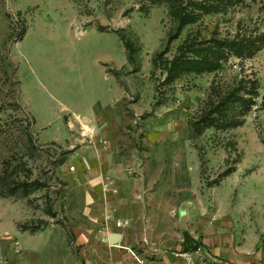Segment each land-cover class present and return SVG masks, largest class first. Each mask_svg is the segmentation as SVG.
<instances>
[{
    "label": "rangeland",
    "instance_id": "374dc122",
    "mask_svg": "<svg viewBox=\"0 0 264 264\" xmlns=\"http://www.w3.org/2000/svg\"><path fill=\"white\" fill-rule=\"evenodd\" d=\"M183 2L212 9L179 30L167 0H0V264L80 259L82 216L114 221L85 224L100 242L264 264V0ZM188 39L216 67L166 71Z\"/></svg>",
    "mask_w": 264,
    "mask_h": 264
},
{
    "label": "crops",
    "instance_id": "0c3cea01",
    "mask_svg": "<svg viewBox=\"0 0 264 264\" xmlns=\"http://www.w3.org/2000/svg\"><path fill=\"white\" fill-rule=\"evenodd\" d=\"M87 219H90L89 221ZM72 222H78L81 223V225L78 227V229H81L83 231V233H85L84 235H80L79 238L82 240V243L79 242L81 244L80 250V254H81V260L78 259V257L74 256L72 254L71 258H67L66 261H64L63 264H137L134 259L132 258V256L125 250L116 247V246H110L108 241L105 240L106 234H110V233H120L119 231H110L108 229L107 233H104V237H102V241L100 242L99 239V233L98 231H94L93 229H87V226L85 225L86 223H94L97 222V224L100 223L99 225V229H103V228H107L109 227V225H112L114 221L107 219L105 222L107 223V225L104 227L103 225L101 226V224H103V219H95L92 220L91 218H86L85 216L79 217V218H74L71 219ZM94 221V222H93ZM75 227V226H74ZM97 228V229H98ZM52 230H57L58 228H56L55 226L50 228ZM49 229V230H50ZM48 230V229H46ZM46 230L44 231H40V232H36V233H31L29 231H18V236L21 237H25L27 235L29 236H37V235H41L43 234ZM74 230H77L74 229ZM101 232V231H100ZM123 235V240L120 243V246H124V247H128L131 248V250H133L134 252H136L137 254H139V256L141 258H144L145 260L151 261L154 264L158 263V262H162L164 264H184V262L182 260H179L177 258L174 257V254L176 250H171L170 251H156V252H151V251H145V245L143 244V242H141L142 244L140 245V248H132L128 245H123L124 243V234L120 233ZM107 235V236H108ZM85 238V240L83 239ZM108 238V237H107ZM70 240L68 239V236L66 235V239H65V243L68 242V252L73 253L72 249H71V244L69 242ZM14 243L16 244V247L18 248L17 253L21 252L20 251V242H18V237L16 238V240L14 241ZM157 255L156 258H152V255Z\"/></svg>",
    "mask_w": 264,
    "mask_h": 264
},
{
    "label": "trees",
    "instance_id": "16d2710c",
    "mask_svg": "<svg viewBox=\"0 0 264 264\" xmlns=\"http://www.w3.org/2000/svg\"><path fill=\"white\" fill-rule=\"evenodd\" d=\"M167 1L169 6V13L176 22L179 30L183 29L187 25L194 24L198 21V14L195 12L197 7H201L205 13H209V11L212 9V6L206 7L202 4L199 5L198 4L194 5L192 3L187 4L184 3L183 0H167ZM230 1H235V0H224L223 5H228ZM189 5H191L194 8L190 9L191 7ZM227 43L231 47H233L232 49L236 53H238V55L240 52H242L243 47L242 46L239 47L237 41H231ZM214 44L215 46H217L219 43L216 41L213 43V45ZM238 48L240 49L237 50ZM220 55H221V51L220 50L216 51L214 46L213 47L203 46V44L198 42L197 39H188L185 42L184 46L180 48L178 56L171 63L172 67L166 71H168L170 74L172 73L175 74L176 71H178L181 68L185 69V67H191V68H187L190 70L212 69L217 65V63H215V57H220ZM227 101H229V99ZM225 105L226 102L225 104L219 103L217 105H213L210 110L209 117L215 113L221 114L219 112V109ZM11 185L12 186H9L7 189L11 195H13L20 187L23 189V191H25L27 188L32 186H35L34 188L41 187V185L38 182H35L34 184L33 183L19 184L13 182L11 183ZM0 196L5 197V194L1 192V189H0ZM21 231H30L31 233L37 232V230L22 229V228Z\"/></svg>",
    "mask_w": 264,
    "mask_h": 264
},
{
    "label": "built area",
    "instance_id": "2783aa9c",
    "mask_svg": "<svg viewBox=\"0 0 264 264\" xmlns=\"http://www.w3.org/2000/svg\"><path fill=\"white\" fill-rule=\"evenodd\" d=\"M107 235L108 234H106V237H105L106 241H108V238H107L108 236ZM142 242H143L144 245H148V241L147 240L144 239ZM116 247H119V248L127 251L132 256V258L134 259V261L137 264H154L151 261H148V260H145L144 258H141L139 256V254H137L136 252L131 250V248L124 247V246L122 247V246H120V244L116 245ZM174 257L179 259V260H182L184 262V264H194L193 261H192V258L188 254L175 253ZM156 264H164V263L158 262Z\"/></svg>",
    "mask_w": 264,
    "mask_h": 264
},
{
    "label": "water",
    "instance_id": "95a60500",
    "mask_svg": "<svg viewBox=\"0 0 264 264\" xmlns=\"http://www.w3.org/2000/svg\"><path fill=\"white\" fill-rule=\"evenodd\" d=\"M184 238L186 240L187 248L185 252H197L200 249V243L190 237V235L185 231ZM123 240V235L120 233H110L108 235V243L110 246H116L120 244Z\"/></svg>",
    "mask_w": 264,
    "mask_h": 264
}]
</instances>
